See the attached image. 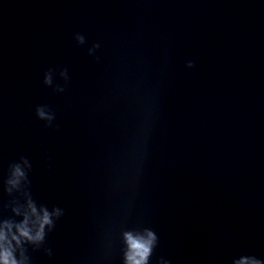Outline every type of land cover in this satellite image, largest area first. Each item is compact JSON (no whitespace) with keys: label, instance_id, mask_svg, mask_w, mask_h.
I'll return each instance as SVG.
<instances>
[{"label":"water","instance_id":"water-1","mask_svg":"<svg viewBox=\"0 0 264 264\" xmlns=\"http://www.w3.org/2000/svg\"><path fill=\"white\" fill-rule=\"evenodd\" d=\"M5 224L17 264H264V0H0Z\"/></svg>","mask_w":264,"mask_h":264},{"label":"clouds","instance_id":"clouds-1","mask_svg":"<svg viewBox=\"0 0 264 264\" xmlns=\"http://www.w3.org/2000/svg\"><path fill=\"white\" fill-rule=\"evenodd\" d=\"M41 115H43L41 113ZM17 174H19V169H17ZM31 207V205H30ZM32 212L35 213V208H32ZM48 213L44 212L43 217L41 218V228L43 227L44 223H49ZM27 225V217L25 218V221L22 222L20 225H17V230L20 234V236L27 237L30 240H36L41 238V231H37L35 236L30 235L29 229L26 226ZM10 227L9 225H0V264H17V261L11 257V252L9 249L4 247V241L6 239L4 228ZM152 234L149 233V239L145 240L142 243H137L135 241H132V247L136 250V253L139 257V259H136L134 261V264H144V261L147 257L148 252L150 251L149 245L151 243ZM13 239H17V237L13 236ZM131 240V237H129ZM129 259H133L132 257H129Z\"/></svg>","mask_w":264,"mask_h":264}]
</instances>
